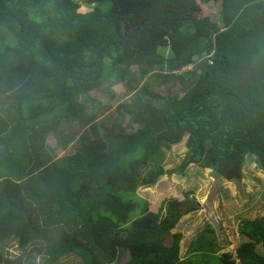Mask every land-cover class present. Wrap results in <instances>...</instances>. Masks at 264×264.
<instances>
[{
  "label": "trees",
  "instance_id": "trees-1",
  "mask_svg": "<svg viewBox=\"0 0 264 264\" xmlns=\"http://www.w3.org/2000/svg\"><path fill=\"white\" fill-rule=\"evenodd\" d=\"M199 1L219 3L221 22ZM85 2L93 9L81 12L78 0H0V25L11 35H0V264H14L4 250L11 239L41 253L38 264L71 255L112 264L120 248L129 253L122 264H264V215L241 220L249 240L236 250L239 262L217 255L222 246L205 234L183 259V233L172 231L198 208L192 192L164 199L157 212L137 192L191 163L238 181L248 159L264 168V0ZM133 67L142 79L168 70L193 83L181 95L145 84L150 102L118 106L137 128H102L103 104L90 92L115 96ZM66 120L79 131L65 133ZM52 133L61 156L48 145ZM185 137L186 156L168 171L164 147Z\"/></svg>",
  "mask_w": 264,
  "mask_h": 264
},
{
  "label": "rangeland",
  "instance_id": "rangeland-1",
  "mask_svg": "<svg viewBox=\"0 0 264 264\" xmlns=\"http://www.w3.org/2000/svg\"><path fill=\"white\" fill-rule=\"evenodd\" d=\"M78 1L81 3L79 9L81 12L90 11L94 7L86 3L85 0ZM200 5L203 15L221 22L219 3L201 1ZM1 26L0 35L8 40L11 35L6 26ZM201 59V57H196L195 62H199ZM191 66L187 68H191ZM175 72L179 73V71ZM176 73L172 74L168 70H164L162 74L154 73L142 79L136 67H133L129 71L130 77H127L124 82H115L112 87L115 96L108 94L107 91H91L90 97L99 99L103 104L98 118L100 126L102 128L105 126L112 132L131 131L137 128V124L130 123L128 115L118 111L119 104L125 103L139 108L143 103L150 102L152 100L150 96H141L145 84H148V89L157 93L178 92L180 95L183 94L193 83V80L188 76L181 79L182 77L177 76ZM76 125H78L76 122L66 120L63 123L64 132L79 131L78 128H75ZM59 129L62 130V125ZM186 140L187 137L180 143L164 147L163 165L168 171L177 169L183 162L188 150ZM48 145L57 156L65 153L64 150H59L56 146V138L53 133L48 136ZM70 148L68 147V150ZM243 171V179L239 181L227 180L222 176H217L210 168L191 163L185 173H167L155 185L140 187L137 192L149 201V209L157 212L164 199L179 198L184 200L185 192L191 191L190 197H195V204L198 205V208L184 215L172 231V233H183L181 258L185 259L193 255L191 253L192 243L196 242L201 234H205L212 243L222 246V249L216 253L217 255L230 253L233 258L237 259V248L242 242L249 240L239 231L241 220L244 218L255 219L264 215V168L254 160L248 159ZM171 241L172 236L168 238L167 243L170 244ZM4 250L5 258L13 261L14 264H31L33 262L38 264L42 258L41 253L36 252L37 250H33L30 246L27 250H23L17 239H11L5 245ZM258 250L263 251L261 245H258ZM209 254L208 248L202 247L198 249L196 256L204 263L210 259ZM128 257V251L120 248L117 259L112 264H122ZM237 262H239L238 259ZM58 264L84 263L78 257L71 255L62 258Z\"/></svg>",
  "mask_w": 264,
  "mask_h": 264
}]
</instances>
